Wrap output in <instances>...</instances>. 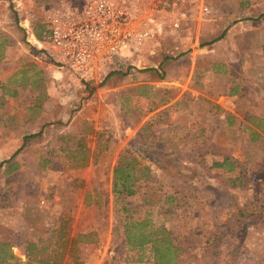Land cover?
I'll return each mask as SVG.
<instances>
[{
  "label": "rangeland",
  "instance_id": "374dc122",
  "mask_svg": "<svg viewBox=\"0 0 264 264\" xmlns=\"http://www.w3.org/2000/svg\"><path fill=\"white\" fill-rule=\"evenodd\" d=\"M204 4L193 47L168 28L86 82L26 33L82 0H0V264H160L167 243L174 264H264V0ZM127 165L141 182L118 199Z\"/></svg>",
  "mask_w": 264,
  "mask_h": 264
},
{
  "label": "built area",
  "instance_id": "2783aa9c",
  "mask_svg": "<svg viewBox=\"0 0 264 264\" xmlns=\"http://www.w3.org/2000/svg\"><path fill=\"white\" fill-rule=\"evenodd\" d=\"M199 17L215 20L201 0H82L81 16L49 18L42 48L65 72L88 82L117 59L140 56L168 28L191 31Z\"/></svg>",
  "mask_w": 264,
  "mask_h": 264
},
{
  "label": "trees",
  "instance_id": "16d2710c",
  "mask_svg": "<svg viewBox=\"0 0 264 264\" xmlns=\"http://www.w3.org/2000/svg\"><path fill=\"white\" fill-rule=\"evenodd\" d=\"M40 38V34H36ZM2 57H0L1 59ZM222 155V154H220ZM219 156V155H218ZM221 161H216L213 167L217 169H224L226 172H233L234 169L239 166L238 162L229 156H222ZM3 163L0 164V168ZM236 166V167H235ZM241 167V166H239ZM141 180L139 175L133 165H127L126 167H118L114 170V181H113V192L116 198H130L134 197L138 193V185ZM132 217H130L131 219ZM137 225V222L136 224ZM139 226V225H138ZM136 226H134L135 228ZM144 239L147 240V237ZM131 240V237H128ZM155 256L157 255L160 264H174L179 258L181 250L178 246L172 243H167L163 247L155 248L153 247ZM161 253V254H160Z\"/></svg>",
  "mask_w": 264,
  "mask_h": 264
},
{
  "label": "crops",
  "instance_id": "0c3cea01",
  "mask_svg": "<svg viewBox=\"0 0 264 264\" xmlns=\"http://www.w3.org/2000/svg\"><path fill=\"white\" fill-rule=\"evenodd\" d=\"M30 29V30H29ZM29 29H27L26 30V33H27V35H28V41L33 45V46H35V48H42V47H39V46H41L40 44H42V41H41V38H39L37 35H36V32H35V28L34 27H31V28H29ZM194 29H195V27H194ZM193 31V30H192ZM191 31V32H192ZM186 32V31H185ZM182 35V40H183V44H181L180 46L183 48V49H185V48H189V47H193L194 46V41H195V34H194V36L190 33H188V32H186V33H181ZM185 34H189V36H188V40H186L185 38H186V36H183V35H185ZM185 37V38H184ZM188 41V42H187ZM190 42V43H189ZM200 51L201 52H203V49H200ZM45 52H47V51H45ZM47 54L49 55V53L47 52ZM41 55H43V53H41ZM50 56V55H49ZM1 57H3V55L1 56ZM140 56H134L133 58H139ZM123 58H126V57H121V58H119V59H117L116 61H115V63L116 62H118L120 59H123ZM127 58H132V57H127ZM1 60V59H0ZM139 74V73H138ZM137 74V75H138ZM194 74H196V71L194 70V71H192V75H194ZM228 74H230V73H228ZM136 75V74H135ZM136 75V76H137ZM139 75H141V74H139ZM10 75H8V76H6V77H1L0 76V84H2L3 83V81H5L8 77H9ZM130 76H134V74H131ZM146 78V77H145ZM260 83L262 82V85H260V87L264 90V80H260L259 81ZM135 84H138V83H135ZM178 85L179 86H183L182 84H180V83H178ZM174 88V87H173ZM13 95H17V92L16 91H14V93H13ZM228 95V94H227ZM209 100H214L215 102H219L217 99H218V96H216V97H213V95L211 96V95H205ZM235 97V93L234 92H229V95L227 96V99H229L230 100V98H234ZM220 98V97H219ZM228 100V101H229ZM203 101H205V100H203ZM206 102V101H205ZM204 102V103H205ZM231 102V101H230ZM207 103V102H206ZM232 103V102H231ZM233 104V103H232ZM234 112V111H233ZM233 117H231L230 118V123L228 122V125H230V127H233V129H238L239 127H240V125H242V118H240V119H236V117H234V115H232ZM260 122H264V120H259ZM243 122H247V120L245 119ZM246 124H249V121H248V123H246ZM250 125V127L249 126H245L244 127V129L241 131V133L242 134H245L247 131H252V130H254V129H251V128H253V126H251V124H249ZM232 129V128H231ZM239 131V130H238ZM258 132V131H257ZM252 133H254V132H252ZM255 135L256 136H259V137H262V136H264V133L263 132H261V131H259V133L258 134H256L255 133ZM243 137H244V135H242Z\"/></svg>",
  "mask_w": 264,
  "mask_h": 264
}]
</instances>
